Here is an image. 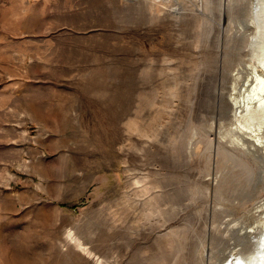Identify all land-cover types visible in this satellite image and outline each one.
Wrapping results in <instances>:
<instances>
[{
  "label": "rangeland",
  "instance_id": "1",
  "mask_svg": "<svg viewBox=\"0 0 264 264\" xmlns=\"http://www.w3.org/2000/svg\"><path fill=\"white\" fill-rule=\"evenodd\" d=\"M261 47L264 0H0V264H264Z\"/></svg>",
  "mask_w": 264,
  "mask_h": 264
},
{
  "label": "bare ground",
  "instance_id": "2",
  "mask_svg": "<svg viewBox=\"0 0 264 264\" xmlns=\"http://www.w3.org/2000/svg\"><path fill=\"white\" fill-rule=\"evenodd\" d=\"M262 51L264 53V47H261V49L259 50V52L261 53ZM256 81H257V85L251 90V93L250 94L248 93V95L245 98H243L242 101H237V103H239L241 107L246 108L248 112L249 110H251L252 105L254 103H257L258 112L264 111V77H260L259 75H257ZM254 108L256 107L254 106ZM254 145L259 147L264 146V142L260 138H258ZM263 256H264V248L259 251V254L255 255V257L257 258L256 260H260V261L262 260Z\"/></svg>",
  "mask_w": 264,
  "mask_h": 264
}]
</instances>
